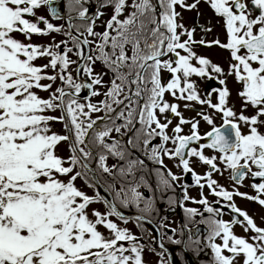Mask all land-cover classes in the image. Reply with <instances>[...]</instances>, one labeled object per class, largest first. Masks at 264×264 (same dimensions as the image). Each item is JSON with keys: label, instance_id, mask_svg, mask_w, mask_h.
Here are the masks:
<instances>
[{"label": "snow or ice", "instance_id": "obj_1", "mask_svg": "<svg viewBox=\"0 0 264 264\" xmlns=\"http://www.w3.org/2000/svg\"><path fill=\"white\" fill-rule=\"evenodd\" d=\"M199 2L98 0L90 15L89 0H64L66 15L62 16L54 0H0V264H145V247L160 257L158 264H205L199 259L205 249L211 253L207 264H264V228L235 203L226 205L231 220L218 218L220 208L212 207L203 191L198 200L189 196L187 185H181L184 193L179 201L167 198L169 205L178 203L183 209L184 222L159 233L160 251L151 243L141 244L127 227L110 219L116 217L125 224L133 220L142 230L141 221L153 223L157 194L174 191L173 182L180 179L165 164V157L191 174L194 185L207 186L215 197L231 201L234 195L240 196L264 207V133L258 130L264 126V0H205L224 30L223 42L219 38L194 41L195 28L178 22L177 5L193 9ZM41 6H47L53 19H65L66 26L38 16ZM107 6L112 14L102 22L103 30L96 31V21L104 15L100 8ZM14 33L28 41L33 34L50 33H62L68 39L57 42L53 37L52 43L34 44L22 42ZM194 43L227 50V72L194 52ZM70 52L77 60L69 58ZM44 57L46 63H33ZM97 63L100 71H94ZM72 64L77 65L75 80L68 72ZM48 68L52 74L45 71ZM81 72L88 82H77ZM193 75L216 78L223 87L211 89L202 98ZM229 76L241 84L239 113L227 103ZM57 77L61 86L54 91H49L51 83H41ZM34 89L49 95L42 98ZM82 89L88 90L87 103L80 102ZM213 92L217 93L215 103L210 99ZM166 93L171 102L165 99ZM99 95L104 98L92 103L90 98ZM176 101H184L183 107L193 111V103L207 105L221 114L222 123L217 125L203 110L186 119ZM249 107L253 114L245 115ZM57 109L59 116L44 114ZM92 113L103 115L93 118ZM197 116L208 126L202 135ZM51 121L63 122L65 134L52 131ZM184 125L189 127L187 134H181ZM156 138L158 143H153ZM62 142H67L66 156L57 154ZM206 149L211 154H205ZM134 153L159 167L149 168ZM109 157L115 161L111 165ZM93 158L96 170L120 184L119 189L114 183L105 189L114 190L113 201L99 192L89 196L76 186L78 178L89 187L98 183L96 170L90 167ZM194 164L206 165L208 171L199 175ZM226 170L236 184L245 176L260 178L261 182L251 185L257 195L229 191L212 178L213 172L222 175ZM152 175L155 188L148 178ZM189 200L208 215L185 206ZM100 201L105 205L103 213L90 208ZM116 201L125 208L135 207L139 214L124 216ZM237 224L252 234L247 238L234 234ZM197 225L204 226L203 236ZM165 239L177 246L175 259L171 254L165 257Z\"/></svg>", "mask_w": 264, "mask_h": 264}, {"label": "flooded vegetation", "instance_id": "obj_2", "mask_svg": "<svg viewBox=\"0 0 264 264\" xmlns=\"http://www.w3.org/2000/svg\"><path fill=\"white\" fill-rule=\"evenodd\" d=\"M192 2L193 0H185V3L190 4ZM107 7L112 9L111 6H107ZM95 8H97L96 5H95ZM176 11L180 13V16L177 18L178 22L183 23L186 28H189V29H192L193 27L195 28V31L193 33L194 41L198 42L201 39L210 41L216 38H219L222 42L224 41L225 39L224 30L219 24H217V18L215 17L210 7L205 3V0H200L198 6L193 9L181 8L179 5H177ZM197 13H199V15H197ZM202 28H210L211 31L205 32V31H202ZM184 38L185 37H182V39ZM192 49L197 54L207 57L212 63H216L220 65L225 70V73L227 72L228 62L230 59L229 53L227 52V50L221 49L215 45L208 47L205 45H201L199 43H194L192 45ZM69 58L71 60H75V57H69ZM76 66H77L76 64L70 65L71 74L74 80L76 79V72H75ZM93 68H94V71H100L99 63L94 65ZM213 75L216 76V74H213ZM219 78H223V77H219ZM108 79H109L108 76L104 77L105 83L108 82ZM191 79H193L196 82L197 91L199 92L202 98L205 97L207 92L210 91L211 89L217 88V87H223L218 84V79L216 78L209 79L207 76L204 78H201V77L193 75ZM226 86L228 87L231 93L227 101L228 106L232 107L234 111L239 113L241 110L242 102L237 96V91L241 89V84L237 83L234 77L229 76L226 80ZM95 87H99V86H95ZM104 90L105 89L103 88L100 89L101 92H103ZM87 93H88V90L86 89L84 91L85 96L87 95ZM216 95L217 93L213 92L212 96L210 97L213 103L216 102ZM103 98H104L103 95H99V96L91 97L90 99L92 103H96L97 101ZM165 99L169 100L170 102L172 101V97L169 96L167 93L165 94ZM80 102L87 103L88 101L84 99H80ZM176 102L180 105V111L182 112V114L184 115L186 119H190L196 116L197 111L203 110L205 113L211 114L213 116V119L217 125L222 123V120L220 118L221 114L216 113L213 109L208 108L207 105H199V104L193 103L192 108L195 109V111H193L192 109H185L183 107V104L185 103L184 101H176ZM251 114H253V109L249 107L245 110V115H251ZM91 115L93 116V118H95L98 115H103V113H92ZM196 118L200 120L199 131L202 135L206 130H208V126L203 122V120L200 117L197 116ZM262 119H264V117H262ZM117 122L119 123V121ZM176 122H177L176 118H173V125H175ZM98 123L100 122L98 121ZM171 127L172 126L170 125L168 129L169 132L171 131ZM241 129L242 131H246V127L244 125H241ZM258 130L264 133V126H261ZM188 131H189L188 125H184L183 132L181 134H187ZM116 135L117 134L115 132L112 133L113 137H115ZM203 142H206V141H203ZM153 143H158V138L154 139ZM169 146L171 147V144H169ZM191 146L196 147L198 145L193 144ZM205 154H211L210 150L206 149ZM134 156H139L141 159H144L145 164L148 165L149 168L159 167L158 165H154L151 161H148L146 157L140 156L139 153H134ZM114 162L115 161L112 157H109L107 160V163L109 165H111ZM164 162L168 166V168L172 170L174 174L180 177V179L173 182L174 191L169 190V191H165V192L157 194V198L155 200V207L156 209H158V214L157 212L152 213V217H153L152 231L148 230L147 227H145L144 225H143V230H142L140 227H137L136 223L133 220L128 221V223H131L132 225L133 235L139 237V242L141 244L148 245L149 243H151L152 247L156 248L157 251H160L159 246H157L158 241L160 239L159 233L161 231L167 232L169 231L170 228H173V227L179 228V225L184 222V212H183V209L179 207V204L176 203L173 205H169L167 203V198L169 196L174 197L177 201H179L182 198L184 189L181 187V185H187L188 195L195 198L196 200L200 198L199 194L201 191H203L204 196L208 200L209 204L214 208H220L222 214L218 218L224 219L226 221L231 220L232 213L230 212V209H228L226 205L228 203H235L237 207L241 208L242 210L248 213V215L253 219L254 223L258 227L264 228V207L260 206L256 201L248 200L246 198L235 196V195L232 197L231 201H224L223 198L215 197L214 195H212L209 189L207 188V186H205L203 189H200L198 186L194 185L191 174L184 173L182 169L177 168L175 166V162L168 160L167 157L164 158ZM90 167L96 170L95 158H93V160L90 162ZM193 167H194V170L199 175H203L205 171H208V167L203 164H194ZM253 170L255 171V169ZM95 175L98 178V180L103 184V187L105 189L107 188L109 184L114 183L113 178L103 173L102 171L96 170ZM148 178L153 188H155V176L152 175ZM212 178L216 179L220 185H222L225 189L229 191L238 189L240 192L247 193L249 196L257 195L256 191L251 186L252 183L261 182L260 178H250L249 176H245L244 180L240 184H236L230 178V170L224 171L222 175L213 172ZM89 182L91 183L92 181H89ZM201 182L203 183V181ZM85 186H87V192H86L87 195L95 196L97 192H99L100 196H102V194L104 195V199L113 201V196H114L113 189H110L108 191L105 190L108 193L107 195L106 193H102L99 190L98 186H95L94 188L89 187L88 184H86ZM119 187H120V184L118 181H116L114 183V188L119 189ZM140 190L144 192L146 195L149 194L147 192V189L141 188ZM261 198H264V194H261ZM217 201H219V203H217ZM96 203L98 202H94L93 204H91L90 208H92ZM100 203H102L103 206L105 207L103 201H100ZM184 203H185V206L187 207H196L203 216L208 215V213L203 211V207L201 205L196 204L191 200L185 201ZM116 206L125 212L139 214L137 212V209L131 205L125 208L122 205H120L118 201H116ZM114 218L117 219L116 217ZM196 219L199 220L200 216H197ZM161 223L165 224L167 227L161 229L159 227ZM197 227L200 228L201 236H203L205 234L204 226L197 225ZM232 231L234 234L239 235V236H244L245 238L249 237L252 234L251 230H249L248 233H245L243 227L239 224L233 225ZM216 242L220 243L219 239H217ZM165 247L168 250L165 253V257L171 254L173 258L175 259V252L177 251V246L169 244L167 240L165 239ZM143 253H145L146 255L152 256V264H158L160 257H158L155 252H151L148 250L147 247H145ZM225 254L227 255V252H225ZM187 255L190 257L191 253H188ZM199 259L204 260L205 264H207V261L211 259L210 250L205 249V251L200 255ZM197 264H199V261H197Z\"/></svg>", "mask_w": 264, "mask_h": 264}, {"label": "rangeland", "instance_id": "obj_3", "mask_svg": "<svg viewBox=\"0 0 264 264\" xmlns=\"http://www.w3.org/2000/svg\"><path fill=\"white\" fill-rule=\"evenodd\" d=\"M91 3L93 5V3H96V0H89L88 5L90 7H92ZM100 11H102L104 13V15L101 16L96 21V27H95L96 31H102L103 30L102 22L106 21L110 17V15L112 14V9L109 8V7L100 8ZM46 13H47V7H45V6H41L40 9L36 10V14L38 16H44L46 19L49 20L50 23H53L54 25H58V26L61 25V22L53 21V20H51L52 18L50 19V18L46 17ZM26 18H29V19H32V20L35 19L34 17H26ZM39 26L41 28H43V23L41 22L39 24ZM13 35H14L15 38L20 39L22 42H25V43L31 42V43H34V44H49V43H52L53 42V37L55 38V41H57V42H59L61 40H67L68 39L62 33H50L49 35H36V34H33L30 41L26 40L21 34L14 33ZM91 39H93V38L91 37ZM68 46L71 47V43H70L69 40H68ZM62 50H63V46H61V48H60V51H62ZM68 55H69V57H75V60L77 59V57L72 52L68 53ZM47 59H48L47 57L37 58L33 63L36 64V65H41V64L46 63ZM69 67H70V65H69ZM45 71L48 74H52V72H53V70L51 68H48ZM41 83L42 84L51 83L52 84V88L49 91H54L56 87H60L59 85H60L61 82H59V78L57 77V79L54 82H51V81H48V80H42ZM34 91H36L37 94L39 96H41L42 98H47L48 95H49V91H41V90H35V89H34ZM44 114L53 115V116H59V110L57 109L55 111L46 112ZM50 126H51V130L52 131H54V132H56L58 134H63V129H62V126H61L59 121H51L50 122ZM57 154L61 155V156H66L68 154L67 143L62 142L60 144L59 149L57 151ZM85 185H86V183L84 182L83 179H79V178L77 179L76 186L86 193L87 192V186H85ZM103 207H104L103 204L98 202L92 208H95L96 210H98V211L103 213V212L106 211L104 209L105 207L104 208ZM110 219L115 221L121 227H127L129 229V231L132 233V225H131V223L125 224L124 222L119 221V220L115 219L114 217H110ZM101 230L105 231L104 229H101ZM123 243H125V242H123ZM142 255H143V259L145 261V264H152V256L151 255H146L145 253H143Z\"/></svg>", "mask_w": 264, "mask_h": 264}, {"label": "water", "instance_id": "obj_4", "mask_svg": "<svg viewBox=\"0 0 264 264\" xmlns=\"http://www.w3.org/2000/svg\"><path fill=\"white\" fill-rule=\"evenodd\" d=\"M54 4H63V0H54ZM50 15V14H49ZM61 15L62 16H64L65 14L62 12L61 13ZM51 16V15H50ZM63 20V23H64V25L66 26V20L65 19H62ZM75 34V33H74ZM78 75V74H77ZM79 81L80 82H86L85 80H83L82 78H80L79 77ZM84 90H86V89H84ZM96 177V176H95ZM96 181H98L97 180V178H96ZM98 184L99 185H101L99 182H98ZM102 186V185H101ZM104 190H105V188H104ZM117 210L118 211H120L124 216H126V217H135L136 216V214H131V213H126V212H124V211H122V210H120V209H118L117 208ZM142 223H144L146 226H148V227H152V223L151 224H149L148 222H147V220H144V221H141Z\"/></svg>", "mask_w": 264, "mask_h": 264}, {"label": "bare ground", "instance_id": "obj_5", "mask_svg": "<svg viewBox=\"0 0 264 264\" xmlns=\"http://www.w3.org/2000/svg\"><path fill=\"white\" fill-rule=\"evenodd\" d=\"M53 6L57 7L59 11L61 10V4H53Z\"/></svg>", "mask_w": 264, "mask_h": 264}, {"label": "trees", "instance_id": "obj_6", "mask_svg": "<svg viewBox=\"0 0 264 264\" xmlns=\"http://www.w3.org/2000/svg\"><path fill=\"white\" fill-rule=\"evenodd\" d=\"M98 1V0H97ZM99 6V5H98ZM77 23H82V21H77Z\"/></svg>", "mask_w": 264, "mask_h": 264}]
</instances>
